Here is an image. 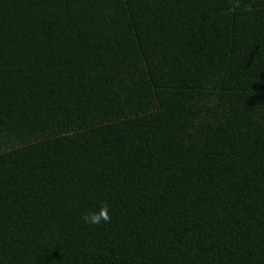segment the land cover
I'll list each match as a JSON object with an SVG mask.
<instances>
[{"label":"trees","instance_id":"16d2710c","mask_svg":"<svg viewBox=\"0 0 264 264\" xmlns=\"http://www.w3.org/2000/svg\"><path fill=\"white\" fill-rule=\"evenodd\" d=\"M0 264H264V0H0Z\"/></svg>","mask_w":264,"mask_h":264},{"label":"clouds","instance_id":"9594fccd","mask_svg":"<svg viewBox=\"0 0 264 264\" xmlns=\"http://www.w3.org/2000/svg\"><path fill=\"white\" fill-rule=\"evenodd\" d=\"M109 208L102 205L98 211L87 212L82 216V221L89 226H98L110 221Z\"/></svg>","mask_w":264,"mask_h":264}]
</instances>
